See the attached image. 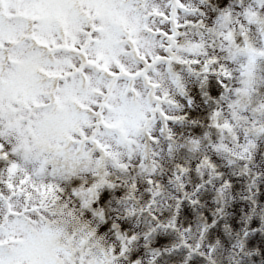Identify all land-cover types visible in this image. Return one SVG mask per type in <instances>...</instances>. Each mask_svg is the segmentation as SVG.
Segmentation results:
<instances>
[{
  "label": "clouds",
  "instance_id": "clouds-1",
  "mask_svg": "<svg viewBox=\"0 0 264 264\" xmlns=\"http://www.w3.org/2000/svg\"><path fill=\"white\" fill-rule=\"evenodd\" d=\"M183 3L176 17L183 27L165 53L172 72L164 62L153 79L158 87L128 93L126 110L114 114L118 127L101 137L111 155L89 144L91 159H75L81 154L68 142L67 159L52 158L95 170L85 174L103 180L92 202L84 206L72 192L80 177L33 174L32 183L59 189L15 201L39 211L9 218L0 238L17 241L6 250L24 240L37 258L57 264H264V56L250 64L225 39L245 24L264 49L241 4L260 16L264 8L256 0ZM218 9L231 10L228 20L217 21ZM123 14L135 21L131 6Z\"/></svg>",
  "mask_w": 264,
  "mask_h": 264
},
{
  "label": "snow or ice",
  "instance_id": "snow-or-ice-1",
  "mask_svg": "<svg viewBox=\"0 0 264 264\" xmlns=\"http://www.w3.org/2000/svg\"><path fill=\"white\" fill-rule=\"evenodd\" d=\"M256 2L264 8V0ZM129 6L136 13L134 22L123 14ZM241 8L257 35L264 36V16ZM181 9L186 10L183 0H0V237L9 218L27 220L39 211L35 204L21 209L17 199L30 201L33 192L46 198L59 189L32 183L33 174L80 177L73 180L72 192L82 205L92 202L103 180L97 183L85 174L96 175L95 170L64 167L52 158L67 159L61 149H69L68 142L70 151L81 154L75 159H91L89 144L111 155L101 137L118 127L114 114L126 110L128 93L140 96L141 89L158 87L153 79L164 62L172 72L173 58L165 53L183 27L176 20ZM214 15L226 21L231 10L218 9ZM240 29L225 39L254 64L264 49L255 46L245 24ZM223 75L231 74L224 70ZM9 241L16 242V236L0 238V264H57L55 258H37L24 240L19 241L24 247L6 250Z\"/></svg>",
  "mask_w": 264,
  "mask_h": 264
}]
</instances>
